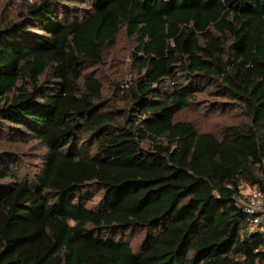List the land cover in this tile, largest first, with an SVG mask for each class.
Instances as JSON below:
<instances>
[{
    "label": "trees",
    "instance_id": "trees-1",
    "mask_svg": "<svg viewBox=\"0 0 264 264\" xmlns=\"http://www.w3.org/2000/svg\"><path fill=\"white\" fill-rule=\"evenodd\" d=\"M122 31L140 59L125 106L83 72ZM204 91L245 120L178 119ZM21 134L44 152L22 177L0 155V264H264L237 203L264 192V0L27 4L0 23V135Z\"/></svg>",
    "mask_w": 264,
    "mask_h": 264
},
{
    "label": "rangeland",
    "instance_id": "rangeland-1",
    "mask_svg": "<svg viewBox=\"0 0 264 264\" xmlns=\"http://www.w3.org/2000/svg\"><path fill=\"white\" fill-rule=\"evenodd\" d=\"M40 0H0V23L5 18L16 19L18 11L27 4ZM81 8L86 6L81 5ZM137 41L129 37L126 31H122L115 40L106 48L104 63L101 65H90L83 69L84 73H94L101 77L106 86L107 96H115L119 106H125L126 97L123 87L133 83L139 71V58L134 57ZM208 91L199 92L195 102L188 108L183 109L177 116L178 119L191 120L201 131H212L217 135L224 132L225 128L234 123L245 120L243 112L235 106L220 110L210 109L208 100L212 99ZM0 135V151H9L0 155H7L13 162L10 169L18 175L25 176L33 174L38 170L40 163L39 156L44 152V148L37 140L27 141V136ZM243 192L247 191L243 186ZM245 196V195H244ZM98 198H96L97 202ZM133 245L138 248L146 239L145 231H133L125 235Z\"/></svg>",
    "mask_w": 264,
    "mask_h": 264
},
{
    "label": "built area",
    "instance_id": "built-area-1",
    "mask_svg": "<svg viewBox=\"0 0 264 264\" xmlns=\"http://www.w3.org/2000/svg\"><path fill=\"white\" fill-rule=\"evenodd\" d=\"M244 198H238V205L248 215L249 230L264 232V192L258 187H246Z\"/></svg>",
    "mask_w": 264,
    "mask_h": 264
}]
</instances>
